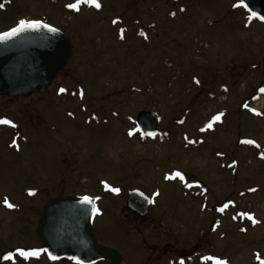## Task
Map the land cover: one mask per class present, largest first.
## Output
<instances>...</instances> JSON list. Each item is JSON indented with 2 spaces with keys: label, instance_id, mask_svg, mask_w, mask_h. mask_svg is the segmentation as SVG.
<instances>
[{
  "label": "rangeland",
  "instance_id": "1",
  "mask_svg": "<svg viewBox=\"0 0 264 264\" xmlns=\"http://www.w3.org/2000/svg\"><path fill=\"white\" fill-rule=\"evenodd\" d=\"M98 2L0 8V34L40 20L73 47L45 94L0 96V120L15 125L0 124L1 250L39 245L41 209L84 195L98 206V242L122 264H262L264 21L240 0ZM141 112L161 118L153 139ZM132 189L153 199L144 218L127 207ZM5 198L24 210L6 213Z\"/></svg>",
  "mask_w": 264,
  "mask_h": 264
},
{
  "label": "water",
  "instance_id": "2",
  "mask_svg": "<svg viewBox=\"0 0 264 264\" xmlns=\"http://www.w3.org/2000/svg\"><path fill=\"white\" fill-rule=\"evenodd\" d=\"M5 3L6 0H2L0 5ZM244 3L250 15L249 9L264 15V0H244ZM72 55L70 40L58 29L54 33L43 28L28 30L0 40V96L27 98L45 94ZM160 123L161 118L152 112H141L137 116L138 127L150 138L158 134ZM83 198L65 196L49 201L36 228L38 240L44 249L59 257L55 261L66 259L76 264L78 261L79 264H96L108 260L120 264L123 260L120 253L100 245L94 234L96 203L92 200L91 205H87ZM151 205V198L142 191L128 192L127 207L139 217H146Z\"/></svg>",
  "mask_w": 264,
  "mask_h": 264
},
{
  "label": "snow or ice",
  "instance_id": "3",
  "mask_svg": "<svg viewBox=\"0 0 264 264\" xmlns=\"http://www.w3.org/2000/svg\"><path fill=\"white\" fill-rule=\"evenodd\" d=\"M81 3L84 4H88V5H92L94 7H96L97 9L100 8V3L98 2V0H77V3L75 4H69L67 5V7L74 9V10H79V6ZM239 6H243L245 8H248V5L246 3H244V0H240V5ZM3 5H0V8H2ZM250 13H251V17L250 18H258L261 21H264V15H260L258 14L256 11L249 9ZM174 15V14H173ZM47 29L49 32H56L57 29L52 27L49 24H46L40 20H28V19H22L18 22L17 26L12 28L10 32H5L2 35H0V40H7L8 38L15 36L19 33L28 31V30H40V29ZM61 91L63 92L64 89H61ZM264 91V90H262ZM222 115V114H220ZM220 115L216 116L215 119L219 120L220 119ZM0 124H5V125H12L13 127H15V125L13 124L12 121L4 119V120H0ZM212 125H209V128H211ZM131 134V133H130ZM147 135H155V133H147ZM246 143H254L253 141H246ZM176 176L181 177V174L179 172L176 173ZM183 177H181L182 179ZM113 192L118 193L120 190L119 189H111ZM83 202L87 205H91L92 203V198L85 196L83 198ZM4 203L7 207L12 208L15 207V205L11 204L8 202L7 198H5ZM96 211H99L98 209ZM250 219L254 220V217H249ZM41 252L47 253L49 259L55 261L57 259H59V257H57L56 255H53L52 253L48 252L47 249H43V250H33V251H26V250H19V257L23 258L24 260H29L30 258H39L41 255ZM5 260H10L11 256H6L4 257ZM73 259H78L76 257H73ZM204 259L206 260H215V264H226V261L223 260H219L216 259L215 257H204ZM79 264V261H78ZM181 264H183V261H181ZM262 264H264V262H262Z\"/></svg>",
  "mask_w": 264,
  "mask_h": 264
},
{
  "label": "flooded vegetation",
  "instance_id": "4",
  "mask_svg": "<svg viewBox=\"0 0 264 264\" xmlns=\"http://www.w3.org/2000/svg\"><path fill=\"white\" fill-rule=\"evenodd\" d=\"M8 202L15 205V207H12V208L7 207L4 203V200H3L1 205H3V208H4L3 211H5L6 213L13 214V213H16L17 211L22 212L24 210V206H20L18 208V206L15 203H12L10 201H8ZM29 211L30 210H27V209L24 211L25 212L24 215L27 218V222L32 221L33 217L36 215L35 212L30 211V213H29ZM41 211H43V208L41 209ZM41 216H42V212H41L40 218H41ZM35 234H36V228H35ZM37 240H38V237H37ZM2 242H5V241H2ZM43 249L44 248L40 242H39V245L32 246V247H24V246L8 247V246L4 245L2 250L0 248V264H15L17 260H19L22 264H27V262H29L31 260L34 261L36 264H40V262H42L44 260L47 262H50L47 254L44 252H41V255L39 258H30L29 260H24L23 258L19 257V250L33 251V250H43ZM4 255H7V256L10 255L11 259L10 260H5V259L2 260ZM120 264H122V262ZM200 264H208V263L201 261ZM211 264H215V263L211 262Z\"/></svg>",
  "mask_w": 264,
  "mask_h": 264
}]
</instances>
